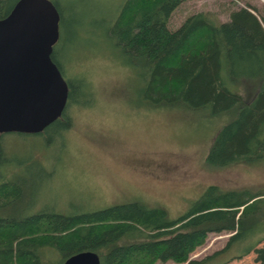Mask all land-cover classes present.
<instances>
[{
  "label": "trees",
  "instance_id": "obj_1",
  "mask_svg": "<svg viewBox=\"0 0 264 264\" xmlns=\"http://www.w3.org/2000/svg\"><path fill=\"white\" fill-rule=\"evenodd\" d=\"M16 1L0 0V18ZM184 1L124 0L111 23L125 63L141 78L139 95L151 106L229 114L214 135L208 163L258 160L264 157V2L259 8L244 0L226 20L194 11L173 28L170 15ZM52 58L63 73L54 50ZM67 82L66 107L43 131L55 125L65 130L68 105L89 102L83 78L77 85ZM22 190L18 180L0 181V264H62L81 250L97 252L99 264H224L253 250L258 264H264V244L257 246L264 241L261 189H223L212 183L177 216L138 199L67 212L17 209ZM211 232L230 234L221 248L191 257Z\"/></svg>",
  "mask_w": 264,
  "mask_h": 264
},
{
  "label": "rangeland",
  "instance_id": "obj_2",
  "mask_svg": "<svg viewBox=\"0 0 264 264\" xmlns=\"http://www.w3.org/2000/svg\"><path fill=\"white\" fill-rule=\"evenodd\" d=\"M52 1L61 13L53 50L62 74L76 85L83 78L90 98L87 104L68 105L70 123L65 130L55 125L40 134L0 135V181L12 178L23 185L17 209L67 212L138 199L177 216L212 183L223 189L264 190V157L227 165L206 160L214 135L229 114L212 116L205 109L181 105L151 106L141 99L138 71L125 63L111 33L124 0ZM243 1L186 0L173 10L169 24L177 27L194 11L226 20L230 9ZM248 1L259 8L264 2ZM229 234L209 233L190 256L200 258L221 248ZM255 258L252 250L224 264H258ZM53 259L57 261V255Z\"/></svg>",
  "mask_w": 264,
  "mask_h": 264
},
{
  "label": "water",
  "instance_id": "obj_3",
  "mask_svg": "<svg viewBox=\"0 0 264 264\" xmlns=\"http://www.w3.org/2000/svg\"><path fill=\"white\" fill-rule=\"evenodd\" d=\"M60 11L52 0H17L0 18V132H41L59 118L69 86L52 58ZM81 250L62 264H99Z\"/></svg>",
  "mask_w": 264,
  "mask_h": 264
}]
</instances>
